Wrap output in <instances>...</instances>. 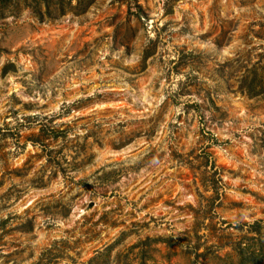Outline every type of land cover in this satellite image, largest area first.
Listing matches in <instances>:
<instances>
[{
  "label": "rangeland",
  "instance_id": "rangeland-1",
  "mask_svg": "<svg viewBox=\"0 0 264 264\" xmlns=\"http://www.w3.org/2000/svg\"><path fill=\"white\" fill-rule=\"evenodd\" d=\"M0 264H264V0H0Z\"/></svg>",
  "mask_w": 264,
  "mask_h": 264
},
{
  "label": "trees",
  "instance_id": "trees-1",
  "mask_svg": "<svg viewBox=\"0 0 264 264\" xmlns=\"http://www.w3.org/2000/svg\"><path fill=\"white\" fill-rule=\"evenodd\" d=\"M256 94H258V93H256Z\"/></svg>",
  "mask_w": 264,
  "mask_h": 264
}]
</instances>
